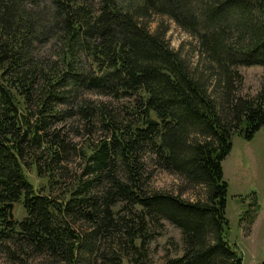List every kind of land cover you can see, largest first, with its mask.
<instances>
[{
  "label": "trees",
  "instance_id": "obj_1",
  "mask_svg": "<svg viewBox=\"0 0 264 264\" xmlns=\"http://www.w3.org/2000/svg\"><path fill=\"white\" fill-rule=\"evenodd\" d=\"M152 16L197 40L209 84L162 24L149 30ZM49 42L59 47L42 56ZM240 67L264 68V0H0V254L14 264H147L166 222L183 250L162 264H242L222 162L234 134L264 131V77L242 97ZM74 119L83 147L70 137ZM77 157L81 172L60 198L29 179L33 167L48 186L62 183ZM149 165L206 199L150 189ZM17 203L25 216L10 220Z\"/></svg>",
  "mask_w": 264,
  "mask_h": 264
},
{
  "label": "rangeland",
  "instance_id": "obj_2",
  "mask_svg": "<svg viewBox=\"0 0 264 264\" xmlns=\"http://www.w3.org/2000/svg\"><path fill=\"white\" fill-rule=\"evenodd\" d=\"M160 24L167 29L166 39L170 47L178 51L192 69L205 74L208 63L200 53L197 40L183 32L166 17L152 16L147 20L150 31H154ZM56 46H58L56 43L49 42L39 49L40 54L49 56L56 52ZM238 72L242 76V84L238 87L240 96L245 98L256 96L262 88L264 68L240 67ZM205 81L207 84L210 83V77L206 74ZM89 97L93 100L108 102L107 98L95 97V99L91 95ZM112 103L118 108L126 102ZM68 124L74 130V136L70 135V137L78 144V147H83L87 137L82 129L85 126L84 122L79 123L74 119ZM99 136V133L93 135V141L96 142ZM231 141L232 149L222 162L224 180L228 184L226 217L231 227L229 242L236 245L243 259L242 264H264V131L260 129L250 140L234 134ZM81 166L80 158H75L64 169L66 174L64 181L54 186H48L45 179L39 178L33 167L28 170V175L35 188H40L39 192L42 195L60 198L74 182V177L80 174ZM148 172L151 176L150 189L179 195L182 199L192 202L206 199L202 187L186 188L176 176L163 172L155 166L149 165ZM254 202L255 205L251 206ZM246 211L248 214L240 220L241 215ZM13 216L17 220L25 216L20 203L14 205ZM159 234L148 246L147 264H162L167 257L179 256L182 253L183 243L177 229L163 222V228ZM40 260V258L30 260L29 264H41ZM0 264L14 263L0 254Z\"/></svg>",
  "mask_w": 264,
  "mask_h": 264
},
{
  "label": "water",
  "instance_id": "obj_3",
  "mask_svg": "<svg viewBox=\"0 0 264 264\" xmlns=\"http://www.w3.org/2000/svg\"><path fill=\"white\" fill-rule=\"evenodd\" d=\"M13 209H14V205L13 204H8V212H9V218H10V220H12L14 218V216H13Z\"/></svg>",
  "mask_w": 264,
  "mask_h": 264
}]
</instances>
